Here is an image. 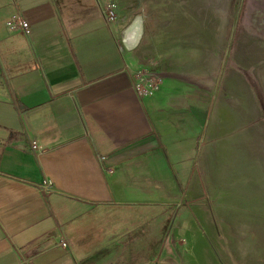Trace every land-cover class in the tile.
Masks as SVG:
<instances>
[{
    "label": "crops",
    "instance_id": "1",
    "mask_svg": "<svg viewBox=\"0 0 264 264\" xmlns=\"http://www.w3.org/2000/svg\"><path fill=\"white\" fill-rule=\"evenodd\" d=\"M14 15L29 35L9 31ZM145 35L120 0H0V264H157L141 257L155 220L139 209H185L178 238L202 221L186 208L210 104ZM149 64L164 83L144 99L135 74Z\"/></svg>",
    "mask_w": 264,
    "mask_h": 264
},
{
    "label": "rangeland",
    "instance_id": "2",
    "mask_svg": "<svg viewBox=\"0 0 264 264\" xmlns=\"http://www.w3.org/2000/svg\"><path fill=\"white\" fill-rule=\"evenodd\" d=\"M120 2L145 22L149 56L185 72L211 109L195 210L186 208L188 219L202 221L178 238L174 222L185 209H139L142 223L155 220L142 259L264 264V0Z\"/></svg>",
    "mask_w": 264,
    "mask_h": 264
},
{
    "label": "built area",
    "instance_id": "3",
    "mask_svg": "<svg viewBox=\"0 0 264 264\" xmlns=\"http://www.w3.org/2000/svg\"><path fill=\"white\" fill-rule=\"evenodd\" d=\"M107 18L108 21L113 22L117 19V5L112 2L107 7ZM7 28L10 32H21L25 35L30 34V25L24 21L19 15H14L10 20L6 22ZM150 67L141 68L135 74L136 83L135 90L141 98H150L160 91L164 81L161 74L157 72L155 66L149 64ZM34 148H37V143L34 142ZM45 188L49 189V184L45 182L43 184ZM66 244L64 245V247Z\"/></svg>",
    "mask_w": 264,
    "mask_h": 264
},
{
    "label": "water",
    "instance_id": "4",
    "mask_svg": "<svg viewBox=\"0 0 264 264\" xmlns=\"http://www.w3.org/2000/svg\"><path fill=\"white\" fill-rule=\"evenodd\" d=\"M140 30V26H137L136 29L134 30V33H132L130 36H128V42H131L132 44H134L135 41L138 40V35L140 34L139 32Z\"/></svg>",
    "mask_w": 264,
    "mask_h": 264
}]
</instances>
